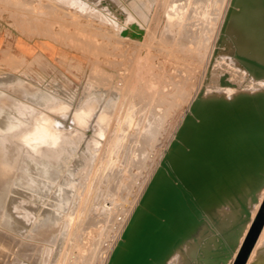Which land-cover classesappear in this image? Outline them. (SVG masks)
Segmentation results:
<instances>
[{"label": "rangeland", "instance_id": "1", "mask_svg": "<svg viewBox=\"0 0 264 264\" xmlns=\"http://www.w3.org/2000/svg\"><path fill=\"white\" fill-rule=\"evenodd\" d=\"M18 1L0 0V77L10 75L17 82L34 85L37 92L46 91L62 97L68 107L64 131L69 134L68 144L74 143L77 151L61 174L64 191L58 207L65 234L56 236V243L55 240L45 243L48 254L43 251L38 255L33 250L23 258L16 254L24 251L23 247L28 244L25 235L11 243L12 253L4 251L9 260L7 257L0 259L2 262L18 259L19 264H107L198 90L204 87L205 96H221L226 90L235 92L249 86L247 78L229 71L228 56L224 61L220 55L222 51L229 53L225 47L218 54L223 62L218 64L216 62L220 61L215 59L211 64L215 41L217 43L231 0L218 1L221 12L217 22L209 24L213 27L208 29L210 35L203 23L196 21L197 18L192 20L197 25L195 32L203 33V40L210 39L200 49L191 45L188 51L177 50L158 37V29L167 23L164 4L168 0H158L162 1L158 2L159 6L152 5L145 26L134 19L130 21L124 6L103 5V17L113 20L105 23L88 17L87 12L81 14L78 9L62 7V0ZM124 1L130 5L134 0ZM132 24L144 30L142 40L121 36ZM206 33L209 37L204 38ZM101 77L104 82L107 79L106 83ZM260 83V87H264V81ZM102 85H107V90ZM100 92L106 99L117 95L114 111L111 110L102 123L98 121L101 107L92 104L93 96ZM96 98L104 103L100 94ZM86 105L94 109L88 114L85 112L84 125L76 114L82 113ZM130 115L131 121L128 120ZM153 122L161 124L156 134H152ZM144 137L150 138V143L145 144ZM139 147L145 148L144 156ZM140 157H143L142 162ZM68 171L73 176H67ZM53 193L46 204L37 208L38 217L51 210ZM263 198L264 190L260 203ZM259 208V204L254 207L252 220ZM29 240L42 241L32 235ZM27 247L35 248L36 244ZM187 250L185 247L183 253L176 252L168 264H187Z\"/></svg>", "mask_w": 264, "mask_h": 264}, {"label": "water", "instance_id": "2", "mask_svg": "<svg viewBox=\"0 0 264 264\" xmlns=\"http://www.w3.org/2000/svg\"><path fill=\"white\" fill-rule=\"evenodd\" d=\"M121 36L142 40L144 30L132 24ZM224 47L264 79V0H231L211 64ZM263 190L264 90L227 99L203 87L107 264H168L185 247L187 264H229L234 255L233 264H247L264 229Z\"/></svg>", "mask_w": 264, "mask_h": 264}, {"label": "bare ground", "instance_id": "3", "mask_svg": "<svg viewBox=\"0 0 264 264\" xmlns=\"http://www.w3.org/2000/svg\"><path fill=\"white\" fill-rule=\"evenodd\" d=\"M218 1L222 2V0H168L166 4H164L167 23L163 24L165 27L161 25L162 28L158 29V37L161 38V41L169 43L170 45L176 47V49L179 48V50H187L191 45L200 49L203 45H206L210 39L208 36L210 35L208 31L210 27L209 24H212L213 22L216 23L218 17L220 16L221 9ZM98 2L101 3L98 5ZM158 2L160 1L134 0L130 3V5H127L124 0H62V7L66 9L72 7L74 9H78L81 14L87 12L86 15H88V17L99 19L105 23H111L113 20L110 18L106 19L102 15L101 9L103 5L110 4L115 8L124 6L130 17V21L134 19L141 26H145L149 22L147 17L148 12L153 9L152 5L156 6L158 4L159 6ZM24 4L28 5L27 2ZM121 18L124 19L123 17ZM195 18H197V20ZM193 19L201 22V24L203 23L205 29H207L209 33L208 35L206 33L204 36V38L209 37L208 41L203 40V33L199 34V32H195L194 28L197 25L192 22ZM173 27H176V29ZM50 31H52V29ZM214 46L216 48V45ZM220 55L223 59L228 56L227 59L230 60L228 67L231 69L229 71H233V73H235L234 75H240L247 78L248 82H250L248 87L241 88L235 92L230 90L224 91V94L221 92L222 97L231 99L241 92H256L264 90V87H260V85H262L260 82L264 81V79L256 80L248 73L242 64L230 55V53L223 54L222 51ZM219 56L215 58L216 61H220L218 58ZM222 62L220 61L216 63L221 64ZM215 72L216 71H214V74H216ZM100 79L103 81L104 77H101ZM106 80L107 79L103 82L106 83ZM100 84H102V82ZM201 84L203 85V83ZM107 85L102 86H104L105 89V86ZM215 90L217 91V89ZM37 91L38 89L34 85L17 82L13 80L10 75L0 77V258L2 257L4 260L6 257L9 260L8 256L4 254V251L8 250L12 253L13 250L11 243L21 239L25 235V241L28 244L35 243L36 247L28 248V244L27 246L25 245L23 247L25 250L16 254L23 258H27L29 255L28 253L33 250H36L37 252L35 253L37 254L45 251V243L54 242L56 236L64 235L66 232L62 226L60 207H58L60 205L61 194L64 191V178L61 179V174L63 173V168L67 165L69 159L76 155L77 146L72 142L68 144L69 134L64 131V122L67 119L65 114H67L66 108L68 107L66 106V103L63 102V98L60 96L58 98V95L54 96L52 93L46 91ZM116 92L118 94V91ZM99 94L102 100H104V103H102L100 99L96 98ZM99 94H95L93 96L94 98L92 100V104L95 107H101V111L98 113V121L99 123H102L107 120L110 111H114V100L117 95L112 94L108 99H106V97L101 96V92ZM103 94L104 92L102 95ZM103 104L105 106H103ZM86 106V109L82 110V113L79 112L76 114V118L84 125H86V119L84 117L85 112L88 114L90 111L92 112V109H94L93 107ZM131 108L132 106L130 109ZM49 116L52 117L54 121L51 122L52 118ZM131 118L132 117L130 115L128 120L131 121ZM153 125L155 128L152 130V134H156V131L159 130L161 124L160 122H153ZM189 138L190 143L194 144V134H191ZM142 141L145 144H148L150 143V138L144 137ZM139 149L142 150L141 147H139ZM143 150L146 153L145 148H143ZM143 150L141 151L142 154ZM184 157L186 158L187 156ZM141 158L143 157H140V161L142 162ZM135 164L137 165V163ZM79 167L82 168V162ZM66 175L73 176L70 171H68ZM55 188L56 191H54ZM51 193H53L54 196L53 201L49 204L51 210L44 212L42 214L43 216L38 217L36 214L37 208L42 204H46L47 200H50ZM96 198H99V196ZM88 221L92 223L90 219ZM249 228L250 225L245 231L244 238ZM31 235L34 239L42 241L37 243L29 240ZM243 240L244 239H242V242ZM56 241L57 240H55V243ZM54 247V249H56V244ZM48 253L49 252L47 251L46 254ZM49 261L47 263H49ZM15 262H18L19 264L18 259L14 261L11 260V262H2L0 259V264H17ZM233 262L234 261H232L231 264H233ZM21 263L23 264L24 262ZM52 264H54V262H52ZM247 264H264V229Z\"/></svg>", "mask_w": 264, "mask_h": 264}]
</instances>
